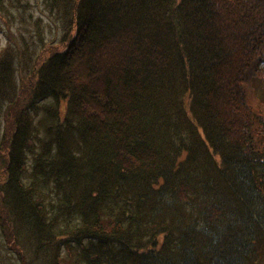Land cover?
<instances>
[{
  "label": "trees",
  "instance_id": "obj_1",
  "mask_svg": "<svg viewBox=\"0 0 264 264\" xmlns=\"http://www.w3.org/2000/svg\"><path fill=\"white\" fill-rule=\"evenodd\" d=\"M44 4L60 43L0 50V264H264V0Z\"/></svg>",
  "mask_w": 264,
  "mask_h": 264
},
{
  "label": "rangeland",
  "instance_id": "obj_2",
  "mask_svg": "<svg viewBox=\"0 0 264 264\" xmlns=\"http://www.w3.org/2000/svg\"><path fill=\"white\" fill-rule=\"evenodd\" d=\"M27 2L28 7L26 9L21 8L20 11L12 9L15 17L11 22H5L4 17L0 13V50L4 48L5 45L9 43L12 44L13 50L9 56L10 65L13 71H15L14 77L16 81H18L19 75L23 69L19 63L20 57H18L16 51L17 43L28 48L31 54L35 55L44 47V43L55 36L56 38L52 40V44L60 43L64 31L62 21L60 22L56 18H51L47 13L44 0H27ZM19 82H21V79ZM24 92L28 93V89ZM1 185L0 177V188ZM11 254L12 257L3 254L4 259L8 261V264L10 262L11 264H19L14 254L12 252Z\"/></svg>",
  "mask_w": 264,
  "mask_h": 264
}]
</instances>
